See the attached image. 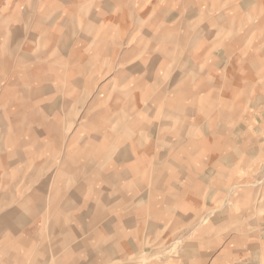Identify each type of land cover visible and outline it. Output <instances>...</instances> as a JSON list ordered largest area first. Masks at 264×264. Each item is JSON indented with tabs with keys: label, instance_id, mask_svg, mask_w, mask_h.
<instances>
[{
	"label": "clouds",
	"instance_id": "clouds-1",
	"mask_svg": "<svg viewBox=\"0 0 264 264\" xmlns=\"http://www.w3.org/2000/svg\"><path fill=\"white\" fill-rule=\"evenodd\" d=\"M0 264H264V0H0Z\"/></svg>",
	"mask_w": 264,
	"mask_h": 264
}]
</instances>
